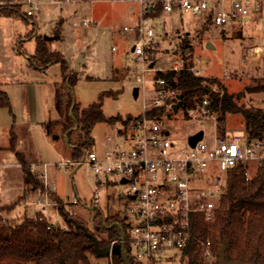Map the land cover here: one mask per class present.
<instances>
[{"label": "rangeland", "instance_id": "1", "mask_svg": "<svg viewBox=\"0 0 264 264\" xmlns=\"http://www.w3.org/2000/svg\"><path fill=\"white\" fill-rule=\"evenodd\" d=\"M32 2L39 5L40 11L34 17H26L30 9L27 0L0 1V6L21 7L19 15H0V84L11 100V111L0 109V147L8 146L10 130L14 126L19 139L17 149L28 152L33 172L40 175L45 172V164L48 165L49 184L40 177L45 192L35 191L11 212L9 217L16 221L26 215L35 217L44 211L53 226L66 227L61 212L64 208L70 216H76L92 227L98 210L109 217L128 213V200L122 195L126 186L115 183L98 185V178H104L96 176L87 164L78 169L77 165L65 167L61 163L73 158L62 132L55 130L60 134L55 140L46 132L45 124L60 118L55 94L57 85L63 81L62 67L55 62L46 69L36 68L30 58L36 54L37 38L54 35L60 22H63L62 35L49 42V50L60 52L71 71L77 73L73 91L82 108L98 102L105 92L113 94L102 97L103 113L107 117H135L142 115L144 110H151L156 99L154 76L159 71L166 73L180 59L191 64L197 76L220 79L228 94L241 93L264 78V14H254L251 22L234 23L225 28L206 27L201 17L185 10L145 20L146 27L155 28L157 42L149 50L146 64L151 70L144 76L145 85L137 80L141 65L132 54L135 32L120 33L124 27L133 29L138 25L137 4L113 0H72L62 5L51 0ZM84 20L90 23L83 26ZM208 43L214 47H209ZM258 47H262L260 51L250 55V51ZM81 55L87 61L82 70L77 71L76 62ZM135 87L140 89L138 98L133 96ZM240 104L264 111V93H245ZM166 112L168 114L161 117L163 125L172 129V137L182 144L201 129H204L207 140L213 137L215 129L218 134L221 132L218 119L214 120L217 113L204 117L199 108L189 113L182 109ZM119 126L120 123L97 124L92 130V147L100 153L108 147H115ZM224 127L232 134L246 133L241 115H227ZM6 154L0 153V161L5 164L12 162L11 156L15 158V153L12 155L8 151ZM259 166L251 164L248 171L254 176ZM3 169L0 166V171ZM11 170L9 176L12 180L8 186L12 189L7 192L0 188V206L17 202L24 193L19 189V172ZM54 193L59 196L57 202V196H50ZM74 200L78 202L74 203ZM172 255V259L163 257L158 264L182 262L179 252L174 251ZM91 260L92 264H110V260L94 256Z\"/></svg>", "mask_w": 264, "mask_h": 264}, {"label": "trees", "instance_id": "2", "mask_svg": "<svg viewBox=\"0 0 264 264\" xmlns=\"http://www.w3.org/2000/svg\"><path fill=\"white\" fill-rule=\"evenodd\" d=\"M19 13H21V7L0 6V15L14 16ZM62 24L63 22L59 23L53 34L62 35ZM205 26L210 27L206 24ZM48 44L44 37H38L36 54L30 58L36 68L46 69L55 62L60 63L62 67L63 81L62 84L57 85L55 94L60 118L45 124V129L54 139L60 137V134L55 132L59 129L67 148L71 151L73 160L83 161L86 154L94 149L92 130L97 124L106 122L111 125L120 123L126 126L142 115L107 117L103 113L102 97L112 96L111 92L103 93L98 102L82 108L75 99L73 91L77 84V73L71 71L60 52L50 51ZM185 46L187 47L186 40ZM158 78L168 81V87L174 90L177 96H183V100L177 109H173V105L178 103V97L173 99L170 108L167 105L152 107L146 112L147 116L161 118L168 114L166 111L179 109L188 113L189 110L199 108L203 100L207 99L209 110L218 115L220 135L227 133L224 127L227 115L237 114L244 120L248 139L264 141V111L247 108L240 104L245 93H264V78L238 94H228L220 79L197 76L189 63L180 72L159 71L155 75V79ZM214 87L218 90L214 91ZM5 108L11 111V100L0 84V109ZM17 145L18 135L12 126L7 149L15 152L18 163L21 165L25 189L17 202L0 206V264H92L91 257L98 258L92 244L93 240L87 236L84 229H78L74 222H69L70 219L76 220L94 234L102 248L111 245L113 240L122 238V231L118 227L108 228L114 222L124 227L127 237L126 223L121 218V214L105 216L104 220L103 212L100 210L92 220V227L76 216H70V212L65 211L64 208L61 212L64 214L66 227L53 226L43 212H38L35 217L26 215L21 221L9 217L11 212L29 198L32 191L45 192L44 182L40 179L41 174L33 172L32 165L27 163L25 154L18 151ZM79 166L77 165L76 168ZM249 167L240 163L226 172V185L216 204L214 218L211 221H207L201 214L193 217L194 239L182 252L183 260L180 264H217L222 240L226 241L228 261L264 264V165L259 166L254 176L247 180L245 172ZM51 195L56 198L54 194ZM58 199L57 197L56 202ZM208 241L212 243L211 249L216 257V263H211L203 257L204 244ZM126 247L131 263L138 264L131 257L129 243ZM99 259H108L110 264H124V260L118 256Z\"/></svg>", "mask_w": 264, "mask_h": 264}, {"label": "built area", "instance_id": "3", "mask_svg": "<svg viewBox=\"0 0 264 264\" xmlns=\"http://www.w3.org/2000/svg\"><path fill=\"white\" fill-rule=\"evenodd\" d=\"M72 0H51L62 5ZM138 5L139 23L136 27H124L122 33L135 32L136 41L132 47L133 57L140 66L138 81L145 84L144 76L150 72L146 61L150 47L156 44L155 28L146 27L144 21L161 14L188 11L210 27H229L234 23L251 22L254 14H264V0H113ZM30 9L27 17H34L40 11L39 5L27 0ZM90 22L84 20L83 26ZM176 48V47H175ZM262 47L253 48L250 55ZM116 50V49H114ZM183 59L176 61L170 69L180 72L185 67ZM153 107H171L175 91L168 87V81L155 79ZM209 101L203 100L199 109L204 117L212 115ZM145 109V106H144ZM196 110V109H195ZM195 110H189L193 112ZM142 117L135 122L121 126L115 147H108L103 153L96 149L89 151L83 161L66 160L65 167L87 164L98 178V185L115 183L126 186L122 195L128 200L125 213L127 237L132 258L138 264H158L163 257L172 259V252L181 254L193 242V217L204 215L207 221L214 218L216 204L226 185V172L240 163L264 165V141L249 140L246 133L220 135L215 129L211 139L206 134L192 147L173 138L172 129H167L158 117ZM214 117V120L217 121ZM204 123V122H202ZM216 128V127H215ZM110 140V139H109ZM41 177L46 184L47 167ZM247 180L253 175L248 169ZM125 180V182H124ZM99 201V196L96 203ZM74 200V203H77ZM74 212H71L73 215ZM122 215H124L122 213ZM122 239L111 242L120 244ZM126 243V245H127ZM208 261L216 259L211 241L204 244ZM183 260V259H182Z\"/></svg>", "mask_w": 264, "mask_h": 264}, {"label": "water", "instance_id": "4", "mask_svg": "<svg viewBox=\"0 0 264 264\" xmlns=\"http://www.w3.org/2000/svg\"><path fill=\"white\" fill-rule=\"evenodd\" d=\"M60 35H52V36H45L44 39L48 42H51L52 40L54 39H60ZM208 46L209 47H214L212 46L210 43H208ZM84 64V56L81 55L79 60L76 62V70H80L82 68V65ZM139 92H140V89L139 87H135V89L133 90V96L138 98L139 96ZM183 100V96L179 95L178 96V103L176 105H173V109H177L180 107L181 105V102ZM204 129H201V131L195 133V134H192L188 137V143L192 146V147H195L197 145V143L199 141H201V139L204 137ZM67 137V136H66ZM84 160V159H83ZM80 167V166H79ZM78 167V168H79ZM77 168V169H78ZM75 169V171L77 170ZM74 171V172H75ZM73 172V173H74ZM72 173V175H73ZM125 182V180H124ZM103 218L105 220V215L103 213ZM69 222H74L76 228L80 229H84V231L86 232L87 236L90 238H92L93 242L92 244L94 245L95 247V251H96V255L98 258H107L109 256H118V257H121L122 260H124V264H132L131 263V259H129V255H128V252H127V247H126V243L124 242V230H123V227L120 226L119 223H114V224H111L110 226H108V228H111V227H118L121 231H122V240L123 242H121L120 244H114V245H108L106 248H102L96 238V236L94 234H92L91 232L88 231L87 228H85L83 225L79 224L76 220H72L70 219ZM226 249H227V246H226V241L222 240V245L220 247V250L218 252V263L217 264H247V263H242V262H230L227 260V257H226ZM253 264H259V263H253Z\"/></svg>", "mask_w": 264, "mask_h": 264}, {"label": "crops", "instance_id": "5", "mask_svg": "<svg viewBox=\"0 0 264 264\" xmlns=\"http://www.w3.org/2000/svg\"><path fill=\"white\" fill-rule=\"evenodd\" d=\"M120 33H122V31L120 32ZM123 34V33H122ZM84 56V55H83ZM86 58L84 57V64L83 65H85V63H86ZM82 65V68L84 67ZM82 70V69H81ZM122 125H120L119 126V128L118 129H120V127H121ZM54 139V138H53ZM55 139H59V138H55ZM54 139V140H55ZM9 145V144H8ZM18 145H19V139H18ZM18 145H17V147H18ZM7 147L8 146H6V147H0V153H7L8 151H10L11 153H12V155H14L13 153H15V152H13V151H11V150H9V149H7ZM19 151V150H18ZM19 152H22V151H19ZM22 153H24L25 154V157H26V161H27V163L28 164H32L33 162L29 159V157H28V152L26 151H23ZM7 155V154H6ZM15 156V158H13L12 156H11V160H12V162H10V163H8L7 162V164H5V163H2V161H0V166L1 167H3L4 169L3 170H1L0 171V188H3L2 190L3 191H7L8 192V190L10 191L12 188L10 187V189H9V183L11 182V176H9V172H10V170L11 169H9V168H14L15 170H16V172L18 171L19 172V178H18V181H19V185H20V188L19 189H21V191L23 190L24 191V189H25V181L23 180V176H22V168H21V165H19V163H18V160H17V157H16V154L14 155ZM14 169H12L11 171H13ZM11 185V184H10ZM8 186V187H7ZM34 192L35 191H32L30 194H34ZM55 194V193H54ZM30 196V195H29ZM55 196H57V197H59L57 194H55ZM44 212V211H43ZM46 214V213H45Z\"/></svg>", "mask_w": 264, "mask_h": 264}, {"label": "flooded vegetation", "instance_id": "6", "mask_svg": "<svg viewBox=\"0 0 264 264\" xmlns=\"http://www.w3.org/2000/svg\"><path fill=\"white\" fill-rule=\"evenodd\" d=\"M124 217H126V215L124 214V215H121V218H124ZM114 223H117V222H114ZM113 223V224H114ZM121 226V225H120ZM121 227H123V226H121ZM123 230H124V227H123Z\"/></svg>", "mask_w": 264, "mask_h": 264}]
</instances>
